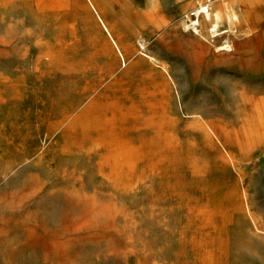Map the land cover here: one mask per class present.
<instances>
[{"label": "rangeland", "instance_id": "374dc122", "mask_svg": "<svg viewBox=\"0 0 264 264\" xmlns=\"http://www.w3.org/2000/svg\"><path fill=\"white\" fill-rule=\"evenodd\" d=\"M0 264H264V0H0Z\"/></svg>", "mask_w": 264, "mask_h": 264}, {"label": "bare ground", "instance_id": "6f19581e", "mask_svg": "<svg viewBox=\"0 0 264 264\" xmlns=\"http://www.w3.org/2000/svg\"><path fill=\"white\" fill-rule=\"evenodd\" d=\"M191 15L193 16H197L198 18L203 15V17L205 19H207L208 21H212L213 22V26L214 28L217 27L219 19H220V15L217 12H212L209 8V6L207 5H201L199 8L195 9L194 11L191 12ZM194 25L196 26V29L198 30L199 26H200V22L199 20L194 22ZM220 50H230V47L226 46V47H222L220 48Z\"/></svg>", "mask_w": 264, "mask_h": 264}]
</instances>
